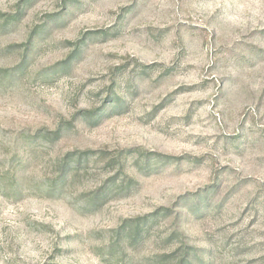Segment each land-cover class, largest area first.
<instances>
[{
    "label": "rangeland",
    "instance_id": "rangeland-1",
    "mask_svg": "<svg viewBox=\"0 0 264 264\" xmlns=\"http://www.w3.org/2000/svg\"><path fill=\"white\" fill-rule=\"evenodd\" d=\"M176 212L190 264H264V0H0V264H176Z\"/></svg>",
    "mask_w": 264,
    "mask_h": 264
},
{
    "label": "trees",
    "instance_id": "trees-1",
    "mask_svg": "<svg viewBox=\"0 0 264 264\" xmlns=\"http://www.w3.org/2000/svg\"><path fill=\"white\" fill-rule=\"evenodd\" d=\"M3 79L6 78V76H2ZM67 127V126H66ZM67 128L58 126L53 131H47V132H40L36 135H33V138L39 139V140H45L49 139L50 141H58L61 139L62 134L65 133ZM75 157L71 156L70 158L63 161L62 164H60V170L59 174L56 178H54L51 182H48L45 186L44 192L48 195H52L57 192L64 191L68 188V186H73V182L75 181L76 177H80V172L85 169V166L82 165L83 162H85L84 165H86V162L88 161V154H83L82 156H79L76 160H74ZM115 181H112L110 185L105 188H103L99 193H95L92 196L84 197L81 199V201L84 203V206L86 208L94 206L99 207V204H102L105 202L108 197L116 192L117 187L115 186ZM7 189L11 190H18V184L15 180H10L7 183ZM178 209H181L178 207ZM158 213H151L145 215L141 221H138L134 226V233L133 235H139L140 234V227L146 226L148 223H153V221L158 217ZM169 213L161 214L162 219H169ZM180 220V214L176 212L172 216V223L170 226V232L168 235L169 240L173 239L174 236L177 238L180 237L179 240V249L177 252L174 253V251L168 252L167 254H163L162 256L167 261H172L171 258H175L176 255H178V260H176V264H190V261L188 259V253L185 250V245L183 244V239L185 236H183L181 230L178 226V221ZM121 230V227L118 229ZM134 240L136 237L133 238Z\"/></svg>",
    "mask_w": 264,
    "mask_h": 264
}]
</instances>
